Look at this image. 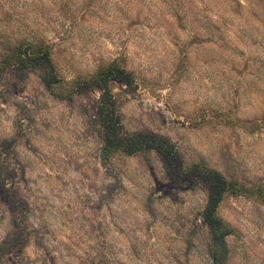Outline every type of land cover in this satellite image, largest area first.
Listing matches in <instances>:
<instances>
[{
  "label": "rangeland",
  "instance_id": "1",
  "mask_svg": "<svg viewBox=\"0 0 264 264\" xmlns=\"http://www.w3.org/2000/svg\"><path fill=\"white\" fill-rule=\"evenodd\" d=\"M0 264H264V0H0Z\"/></svg>",
  "mask_w": 264,
  "mask_h": 264
},
{
  "label": "trees",
  "instance_id": "2",
  "mask_svg": "<svg viewBox=\"0 0 264 264\" xmlns=\"http://www.w3.org/2000/svg\"><path fill=\"white\" fill-rule=\"evenodd\" d=\"M43 57L50 63V57L49 54H47V51L44 52ZM105 75L102 76V74L99 75V79H102L103 77V81L105 80V78H107L109 76V72L106 71L103 73ZM112 77V76H111ZM99 117L101 118V120L104 122V114L103 112H99ZM112 147L116 148V149H120L123 152H126V145L124 146L120 141H115L113 140L111 145ZM158 148V147H157ZM109 148L105 149V151H108ZM158 150L160 151V149L158 148ZM162 152L164 153V156L168 157L169 159H173L174 158V152L169 151V149H163ZM205 180H207L210 185H211V199H216L217 197H219L222 193H226L229 191L233 190L232 185H230L228 182H226L221 175H219L217 172L214 171H205ZM212 205H209L207 207V209L204 212V220L206 222L207 225H209V227L212 230V236H213V241L215 242V244L217 245H221L224 241V238L226 237V235L228 234V226L223 223L220 219H217L216 216L214 215V213L212 212Z\"/></svg>",
  "mask_w": 264,
  "mask_h": 264
}]
</instances>
